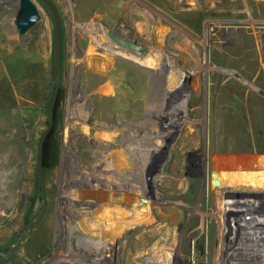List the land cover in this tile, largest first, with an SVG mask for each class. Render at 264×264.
Listing matches in <instances>:
<instances>
[{
  "label": "rangeland",
  "instance_id": "374dc122",
  "mask_svg": "<svg viewBox=\"0 0 264 264\" xmlns=\"http://www.w3.org/2000/svg\"><path fill=\"white\" fill-rule=\"evenodd\" d=\"M19 1L0 0V227L4 225L7 227L6 237L1 238L0 241V252L4 254L9 253L11 246L17 242L16 239L29 229L31 222L41 211V186L38 182L39 148L42 136L49 126L50 105L57 81L54 56L56 32L51 12L40 0H33L39 9L41 20L25 35H19L16 29ZM50 1L55 6L61 25L62 85L55 107L52 129L55 131L54 147L52 146L49 153L47 165L44 160L45 193L48 192L46 185L50 186L52 182L55 185L64 181L66 185L70 184L78 172L74 164L77 155H80L83 150L92 152L97 148L96 142L87 144L90 140L88 136H82L80 141L71 138L72 155L64 156L65 115L68 114V102L72 97L75 98L72 102L76 104L89 94L87 93L88 83L90 84L91 81L85 79L84 74L102 72L91 68L92 65L89 64L88 59L101 56V59L104 60L106 57L108 60H114L113 62L118 65L114 72H120L125 67V74H129L131 79H135V75L138 74L141 77L140 80L148 77L149 85L142 84L140 81V88L145 94L148 93L145 101V115L134 118L133 121H130L131 123H125L117 116L114 118L113 126L104 128L96 125L97 121L93 117H89L85 121L77 118V123L117 135H120L118 128L129 126L131 134L129 153L132 159V168L141 167L145 170L144 168L148 169L153 164L150 167L153 173L152 179L156 182L163 178L168 182V188L163 183H160L161 185L159 184L156 188L160 197L170 195L168 200L178 206V211L184 212L179 221L182 231L192 213L187 207L203 204L202 209L207 210L205 212L210 215L209 223L212 226L209 231L210 244L212 246L214 244L215 247L212 249L210 245L211 255L195 260L198 264H220L216 258L215 250L224 240V232L228 234V240H231L234 264H264V176L261 175L264 170V26L257 31L239 29L233 32L234 30L223 29L206 32L203 25H200L205 15L193 20L179 16H158L157 19L164 25L167 23L169 28L178 26V31L169 29L170 32H168L166 27H161L157 31L145 32L147 39H144L139 37L142 32L136 31L135 25L127 18L119 17L117 19L112 15L107 18L102 17L99 14V3L102 0ZM137 1H141L140 3L146 5L147 8H159L155 0ZM198 4L204 6L205 1L199 0ZM223 6V9L228 8L226 5ZM242 11L243 14L236 13L235 17L229 15L224 18H235L240 23L248 19L264 21V0H248V7L244 6ZM121 26L129 33L128 39L146 47L145 53L158 59L166 66L146 69V65H143L140 68L132 63L127 64L118 57L117 53L114 54L110 50L111 47L107 48L108 50L105 49L107 52L102 50L101 43L106 40L102 38L101 31L97 28L115 32L120 31ZM94 31L97 34H94ZM229 36L231 37L229 38ZM181 37H184L188 42L187 50L186 42L180 43ZM172 54L178 56L175 58ZM145 58L149 62L150 57L144 56L143 61H146ZM120 63L126 65L120 66ZM155 64V67L159 65L156 62ZM162 64L160 63V65ZM176 76L191 84L187 103L180 102L186 109L185 117L178 112L176 103L168 97L167 100L164 99L166 90L170 94L173 91H178V88L175 90L174 87ZM178 93H181V88ZM87 102H90L87 104L86 111L88 112L93 108L94 103L90 100ZM150 104L154 109L170 108L169 111L174 109L177 112L175 121L183 123L181 129L180 127L174 128L171 134L176 142L172 143L173 140L167 138L156 150V153L151 152V149H148L149 152H144L139 145L137 146L135 138L139 137V144L141 142L143 145H151L150 147L155 145L152 138L156 133L150 132L151 124L147 123ZM157 130L158 128L155 129V131ZM118 145L121 148L126 146L123 141H120L115 144L114 148ZM90 152L88 155L93 161L94 157ZM133 162L134 164H132ZM27 172L29 173L27 174ZM132 175H134V171ZM170 177L171 179H169ZM172 178L179 185L181 184L184 190L176 191L177 189L172 184ZM104 187L99 186L96 189L98 188V191H102L106 195L113 194L111 189ZM88 188L92 187H78L76 190H84L83 192L86 193L85 190ZM29 190L34 191L39 197V209L35 208L31 215L25 216L24 219V202L22 201L23 203L21 202L22 205H20V200L23 193H31ZM64 190H67V187ZM53 198L55 199L54 191ZM54 199L53 218L56 219L59 218V215L58 211H55L57 209L55 207L56 199ZM99 207L100 204L95 202L89 206V209L95 211ZM47 213L48 208L31 234L24 238L15 249L13 256L9 259L0 257V264H38L39 262L35 260L36 256L46 258L44 263L50 260H48L50 256L46 255L47 252H39L38 249L31 253L30 248L24 246H27L28 239L46 218ZM62 218L64 229L67 228L66 232L69 231V228L78 226L80 223L83 225L81 216L74 218L66 213ZM23 219L26 220V223L23 222ZM99 224L102 222L99 221ZM202 224L200 220L199 226ZM79 234L82 235L84 232L81 231ZM110 234L111 232H108L105 235ZM65 235L67 234L65 233ZM129 237L130 231L121 229L120 241L115 244V249L110 254L105 251H95L94 253L82 248L77 249V252L74 251L76 254L70 253L68 248L75 246L78 239L77 237L70 240L65 238L67 246L65 252L69 257L80 258L81 262L90 258L100 264H105L106 261L110 264H135L132 260L133 252H130L129 255L125 253L127 245L129 244L127 249L131 245ZM98 238L99 236H93L92 239L97 241ZM79 239L78 241L82 244L89 240L83 235ZM201 243L202 246L207 243L206 234L201 239ZM245 243L250 247H245L243 245ZM21 251L23 252L20 254ZM27 252L29 253L27 254ZM241 252L247 256L249 253L250 256L258 253L260 256L263 255L262 260L246 263L241 257ZM186 253L185 248L181 249V258H178L174 264L190 262L191 258ZM253 258L260 257L254 256ZM22 261L23 263H21Z\"/></svg>",
  "mask_w": 264,
  "mask_h": 264
},
{
  "label": "bare ground",
  "instance_id": "6f19581e",
  "mask_svg": "<svg viewBox=\"0 0 264 264\" xmlns=\"http://www.w3.org/2000/svg\"><path fill=\"white\" fill-rule=\"evenodd\" d=\"M155 1L158 4L159 8L156 9L147 8L145 7L146 5L144 6L143 3L142 4L140 3L141 1H137V0H102L101 3H99L100 6L99 14L105 18H107L109 15L115 16L117 17V19L119 17L127 18L129 22L135 25L136 31L142 32L139 34L140 35L139 37H142L144 39H147V34H145V32L157 31L161 27H166L167 31L169 29L170 31L173 30L178 31L179 29L178 26L174 25L175 27L169 28L170 26L166 25L167 23L164 25L162 21L157 19L158 16H168V17L179 16L186 18L188 20H193L194 18L199 19V16L205 15L204 20L200 25H203V29L206 32H212L213 30H223V29L234 30L233 32L239 29L257 31L264 26V21L261 20L248 19L240 23L239 20L235 18H229V19L224 18L226 16L228 17L229 15L235 17L236 13L243 14L242 9L244 8V6L246 8L248 7V0H204L205 1L204 6H199L198 4L199 0H155ZM223 5H226V7L228 8L223 9L222 8L224 7ZM97 29L101 31L100 34H102V38L106 40V42L101 43L100 47L102 48V50L111 47L110 50H112L114 54L117 53L118 57L121 58L123 61H125L127 64L132 63L140 68L143 67V65H146L145 67L146 69H155V68H159V66L161 67L165 65L162 64V62L159 61L158 59L152 58V56L148 55L147 53L140 54L132 50H126L118 46L116 47V45L109 39L107 34L108 32L104 28L98 27ZM98 30L95 31L98 32ZM95 31L93 33L97 34ZM233 32L231 33L233 34ZM114 33L124 39L133 41L131 39H128L130 37L129 33H127L125 28H123L122 26L120 31H115ZM230 37L231 36H229V38ZM185 42H186L185 47L187 50L189 48L188 47L189 45L187 44L188 42L187 40L184 39V37H181L180 43H185ZM134 43L137 44L136 42ZM105 52L107 51L105 50ZM144 56L150 57L149 62H147L148 60L146 58H145L146 61H143ZM173 56L176 58L178 55L176 56L173 55ZM91 57L93 56L91 55ZM101 58H102L101 56L99 57L95 56L94 58L88 59V61L90 62L89 64L92 65L91 68L93 67L95 69L102 71L99 74H91L88 72L87 74H84V78L87 79L89 82L91 81L90 84L88 83V89H89L87 92L89 93L88 96L82 98L81 102L77 101L78 103L76 104L75 102H72L73 99H75L73 97L68 102L69 103L67 108L68 114L65 115L66 131H65L64 156L68 157L72 155L71 138L80 141L82 139V136H88L90 140L89 142H87V144L91 142H96L97 148L96 150H92V152H90V150L89 151L83 150L82 152H80L81 153L80 155H77L74 164L76 165V169L78 170V172L74 175L70 184L66 185L64 181V182H59V185L53 184L54 182H52V184L50 183V186L46 185V187H48V189L46 188V190H48L47 192L48 195H46L47 193H45L44 195L46 202L45 213L48 208L47 216L43 220V222H41V224L38 225L33 235L30 236L31 238L28 239L29 241L27 242V246L26 245L24 246L30 248L31 253L35 252L38 249L39 252H43V253L47 252L46 255L50 256V258H48V260L49 259L50 260L47 263H44V260L46 258L42 256H36L37 258H35V260L39 262L38 264H53V263L54 264H67V263L68 264L69 263L70 264H82V263L100 264V262L91 260L90 258H87L86 260H84V262H81L80 258L77 259L67 256L68 254L65 252V248L67 247L65 244V238H68L70 240L74 237H77V239L80 240L79 238L83 235L89 239L84 244L80 243L77 240V244L75 246H71L68 248L70 253L76 254L75 253L77 252L76 250L82 248L83 250L86 249L87 251L89 250L90 252H94V253L95 251L96 252L105 251L108 252V254H110L115 249L114 248L115 244L120 241L121 229L124 228L130 231L129 238L131 239V245L129 249H127L129 244L127 245V248H125V253L129 255L130 252H133L134 256L132 257V260L135 264H174L178 258H181L180 257L181 249L183 248H185L187 252L186 254L190 256L189 258H191V261L190 262L187 261V264H198V262H196L195 260L197 259L199 260L203 256L211 255V250H210L211 239L209 238V231L211 226V224L209 223L210 215L207 214V212H205L207 210L202 209L203 204L201 205L199 203L198 205L196 204L197 206L187 207L188 210H190L192 213L190 219L187 221L185 228L182 231L179 221L184 215V212L181 210L178 211L177 210L178 206H175L176 204H174V202H170V200H168V198H170L169 197L170 195L160 197L158 193V189L156 188V186L158 187L160 183L161 184L163 183L167 187L168 182L164 181L163 178L162 180L160 179L161 181H156V182L154 181V179H152L151 176L153 173L150 167H152L153 164L152 166L150 165L148 169L144 168L145 170L141 169V167L132 168L131 165L132 159L129 153V148H130L129 143L131 139L130 128H128L129 126L128 127L123 126L121 128H118L120 135H117V134L107 133L105 132V130H97L96 128H93L92 126H88L86 124L77 123V118H80L85 121L88 120L89 117H93L97 121L96 125L104 128L105 126H109V127L113 126L115 122L114 118L117 116L121 118V120L124 121L125 123H128L130 121H133L134 118H140L145 115L146 112L145 101L148 93L145 94L142 91V89L140 88V81L142 84L144 83L148 84V77L144 76L145 78L143 80L142 79L140 80L141 77L138 74L135 75V79H131L129 74H125L126 72V70L124 69L125 67H123L122 70L123 72L122 71L114 72V69L118 67V65L113 62L114 60L111 59L108 60L106 57L104 58V60ZM155 62L159 64L156 67H155L156 65ZM160 63L162 65H160ZM123 64L124 63H120L119 65L122 66ZM194 81H195V77H194ZM190 86L191 84L185 82L183 78L176 76L174 87L175 90L178 88L177 89L178 91L181 88V93L179 94L178 91H173L170 94L167 92L166 89H164L166 90L164 99L167 100L168 97L172 102L176 103L178 105V112H180V115H182L183 117H185L187 112L186 109L183 108L180 102L184 104L187 103ZM151 98H155V97H151ZM87 100H90L94 103L93 108L90 110L88 109L89 110L88 112L86 111L87 104H89L90 102L88 103ZM169 109L167 108L154 109L152 108L151 105L149 115L147 117L149 118L147 120V123H149V125L151 124L150 132L156 133L155 137L152 138L154 140L155 145L150 147L151 145L148 146L143 145L141 144V142L139 144L138 143L140 141L139 137L138 136L135 137L137 146L139 145V147L144 152H149L150 150L148 149H151V152L156 153V150L159 149L161 144H163V142H165L167 138L173 140L172 143L176 142V140L172 138L171 134L173 133L174 128L180 127L181 129L183 123L180 121H175L177 120L176 119L177 112L174 109H171L169 111ZM156 128H158L157 131H155ZM61 129L62 128L60 126V130ZM163 137L164 139L162 140ZM120 141L124 142V145H126L125 148H121L120 145L114 148L115 144L119 143ZM89 152L92 153L94 157L93 161L90 159L88 155ZM152 163L154 162L152 161ZM132 164H134V162ZM63 171L65 172L66 170ZM133 171H134V175H132ZM28 173L29 172H27V174ZM121 175H123V177H121ZM158 177H162V176H158ZM169 179H171V177ZM51 180L54 181V179L52 178ZM172 184L177 189L176 191L184 190L182 188L183 186L181 184L179 185L177 181H175L174 179L172 180ZM85 186L92 188L90 189L88 188L87 190H85L86 193L83 192L84 190L83 191L76 190L78 187H85ZM99 186L108 187L113 191L112 192L113 194L106 195L102 191H98L97 190L98 188L96 189V187ZM65 187H67V190H64ZM53 191H54V197L56 199L55 207L57 210L55 211H58V215H59V218L55 217L56 219L53 218V199H54ZM22 196L23 197H21L20 203L22 201L24 202L23 218L25 219V216L31 215L32 211L35 208L39 209V197L35 194L34 191H31V193L28 194L23 193ZM40 201H41L40 210L42 211L43 201H42L41 192H40ZM95 202L99 203L100 207L95 211H91L92 209L90 210L89 206L93 205ZM22 203L20 205H22ZM66 213L68 216L74 218L81 216L83 219L82 220L83 225H80L81 224L80 223L78 226L69 228V231L66 232L65 230L67 228L64 229V224H63L64 220L62 218L63 214ZM24 219L23 222L26 223V220ZM200 220L203 223L201 226H199ZM99 221H101L102 224H99ZM6 228H7L6 225L0 227V241L1 238L6 237V233H7ZM81 231L84 232V234L82 235L79 234V232ZM108 232H111V234L108 236L105 235ZM65 233L67 235H65ZM89 233H92L93 235L91 234L92 235L91 236ZM203 233L206 234L207 237V243L205 244V246H202L201 243V239L204 237ZM93 236H99L98 240L94 241L92 239ZM18 239L19 237L16 240ZM223 239L224 240L220 242V245H218L219 246L218 249L215 250V253L217 254L216 258L218 259L220 264H234L233 260L235 258L232 257V253H231L232 252L231 240L230 241L228 240V234H226V232H224ZM243 245L245 247L247 246L250 247V245L246 243ZM124 246L126 247V245ZM214 247H215L214 244L213 246L211 245L212 249H214ZM53 249L54 250L56 249L54 254H53L54 251ZM22 252L23 251H21L20 254ZM28 253L29 252H27V254ZM27 254L26 256H28ZM241 254H242L241 257H243V261L246 263L259 262L262 260V256H263V255L262 256L258 255V253L257 254L254 253L253 255L251 254L252 256H250L249 253L248 255L250 257L244 255L243 252H241ZM257 255L260 258L254 259L253 258L254 256L258 257ZM61 257L64 259L62 260ZM106 262L105 264H110V262L109 263ZM21 263H23V261Z\"/></svg>",
  "mask_w": 264,
  "mask_h": 264
},
{
  "label": "water",
  "instance_id": "95a60500",
  "mask_svg": "<svg viewBox=\"0 0 264 264\" xmlns=\"http://www.w3.org/2000/svg\"><path fill=\"white\" fill-rule=\"evenodd\" d=\"M47 4L49 7L54 23H55V30H56V39H55V63H56V73H57V81H56V88L55 93L51 101L50 111H49V126L47 130L44 132L39 148V163H38V177L39 183L41 186V196L43 201V209L40 214L31 222L29 229L19 237L16 243H14L9 253L4 254L0 252V257L9 259L13 256L15 249L20 245L21 241L29 236L33 231L35 225L42 219L46 209V202H45V187L43 184V169H44V147L47 141L48 136L50 135L53 126H54V119H55V107L57 103V99L59 96V91L62 85V61H61V54H62V36H61V25L59 20V15L55 9L54 4L50 0H42ZM41 20V14L39 9L37 8L36 4L33 0H20L19 1V9L16 13V29L19 35H25L31 28H33L39 21ZM109 39L118 47L132 50L137 53H145L146 47L139 46L135 44L133 41L124 39L118 35H116L113 31L108 32Z\"/></svg>",
  "mask_w": 264,
  "mask_h": 264
},
{
  "label": "trees",
  "instance_id": "16d2710c",
  "mask_svg": "<svg viewBox=\"0 0 264 264\" xmlns=\"http://www.w3.org/2000/svg\"><path fill=\"white\" fill-rule=\"evenodd\" d=\"M54 133H55V131L52 130L51 134L49 135V137L47 138V141L45 143L44 160H45V164L46 165H47V161L49 159V153H50V151L52 149V146L54 147V141H53Z\"/></svg>",
  "mask_w": 264,
  "mask_h": 264
},
{
  "label": "flooded vegetation",
  "instance_id": "af4514ba",
  "mask_svg": "<svg viewBox=\"0 0 264 264\" xmlns=\"http://www.w3.org/2000/svg\"><path fill=\"white\" fill-rule=\"evenodd\" d=\"M42 3H44L46 6H47V4L45 3V2H43L42 0H40ZM48 7V6H47ZM48 9H49V7H48ZM50 10V9H49ZM51 12V11H50ZM51 15H52V13H51ZM52 18H53V15H52ZM53 21H54V19H53ZM55 24V23H54ZM55 32H56V30H55ZM134 41V40H133ZM134 42H136V41H134ZM190 89H191V86H190Z\"/></svg>",
  "mask_w": 264,
  "mask_h": 264
},
{
  "label": "crops",
  "instance_id": "0c3cea01",
  "mask_svg": "<svg viewBox=\"0 0 264 264\" xmlns=\"http://www.w3.org/2000/svg\"><path fill=\"white\" fill-rule=\"evenodd\" d=\"M264 163V162H263ZM261 165V164H260ZM260 167H262V166H260ZM264 167V166H263ZM261 175H263L264 176V170H263V173L261 172Z\"/></svg>",
  "mask_w": 264,
  "mask_h": 264
}]
</instances>
